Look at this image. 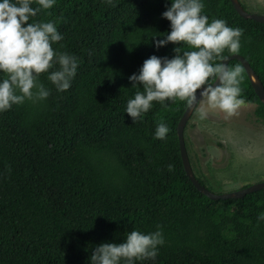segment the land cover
<instances>
[{
	"label": "trees",
	"instance_id": "obj_1",
	"mask_svg": "<svg viewBox=\"0 0 264 264\" xmlns=\"http://www.w3.org/2000/svg\"><path fill=\"white\" fill-rule=\"evenodd\" d=\"M168 3L55 0L30 18L54 22L63 39L52 47L74 55L77 70L63 91L39 74L47 98L0 112V264H87L96 244L157 226L164 243L155 260L135 264H264V221L257 222L264 189L211 200L185 173L177 126L188 104L153 101L135 123L124 113L135 91L127 77L151 54L175 55L173 43H152L169 30L161 16ZM203 3L210 19L241 29L238 51L222 55L242 56L264 85V24L240 17L230 0ZM228 65L240 66L243 104L256 105L264 120L243 66ZM157 122L168 126L164 139L153 135Z\"/></svg>",
	"mask_w": 264,
	"mask_h": 264
},
{
	"label": "clouds",
	"instance_id": "obj_2",
	"mask_svg": "<svg viewBox=\"0 0 264 264\" xmlns=\"http://www.w3.org/2000/svg\"><path fill=\"white\" fill-rule=\"evenodd\" d=\"M55 0H0V112L25 100H44L49 95L39 82V74L46 78L57 91L70 87L77 70V58L52 45L63 39L52 20H35L41 9H50ZM203 0H170L161 16L169 23L166 34L156 39L157 49L169 42L175 45V55H149L143 60L138 72L127 79L133 94L126 100L124 113L135 123L142 113L152 107V102L163 104L165 100L179 99L191 105L197 97L206 101L209 108L227 115L233 114L243 103L240 95L239 65L229 66L215 60H227L224 49L234 53L239 49L241 29L229 26L223 18H209L202 9ZM187 45L186 50L178 46ZM58 66V67H54ZM49 69H52L49 71ZM212 77L214 85L206 83ZM205 112L200 111L203 118ZM168 126L157 122L154 137L164 139ZM167 167L171 170L172 165ZM264 221V210L257 214V222ZM119 242L103 241L96 244L87 264H135L139 260H155L158 245L164 243L159 226L155 231L138 229L125 231Z\"/></svg>",
	"mask_w": 264,
	"mask_h": 264
},
{
	"label": "rangeland",
	"instance_id": "obj_3",
	"mask_svg": "<svg viewBox=\"0 0 264 264\" xmlns=\"http://www.w3.org/2000/svg\"><path fill=\"white\" fill-rule=\"evenodd\" d=\"M239 1L246 11L264 16V0ZM256 108L242 104L227 115L209 108L203 99L186 125L184 137L192 169L209 180L216 193L264 182V120L258 119Z\"/></svg>",
	"mask_w": 264,
	"mask_h": 264
},
{
	"label": "water",
	"instance_id": "obj_4",
	"mask_svg": "<svg viewBox=\"0 0 264 264\" xmlns=\"http://www.w3.org/2000/svg\"><path fill=\"white\" fill-rule=\"evenodd\" d=\"M230 2L232 3L235 11L243 19H251L257 23L264 24V16L258 15V14H253V13L246 11L243 8V6L239 0H230ZM233 60H237L241 63V65L243 66V68H244V70H245V72L249 78L250 84H251L256 96L259 98V100L264 105V85L261 82V80L259 79V77L257 76V74L251 68L249 63L242 56H240L238 54H233L232 56H227V60H224L222 62L225 64H229V62L233 61ZM215 83H219V81H214L213 85ZM202 100L203 99H201L199 97V90H198L197 97L193 100V103L191 105L187 106V108H186V110H185V112H184V114H183V116H182V118H181V120L177 126V136H178V142H179V148H180V155H181V159H182V163H183L185 173H186L188 179L190 180V182L194 185V187L197 189L198 192L205 195L207 198H209L211 200L240 199V198H243L247 194L257 192L261 189H264V182H260V183L253 184V185H250L246 188H242V189H239L236 191L218 194V193L211 192L210 190H208L206 187L202 186L198 182V180L194 174V171L192 169V165H191L189 155L187 152L185 137H184V131H185L186 125H187L188 121L190 120L191 116L193 115L196 107L198 106V104Z\"/></svg>",
	"mask_w": 264,
	"mask_h": 264
}]
</instances>
